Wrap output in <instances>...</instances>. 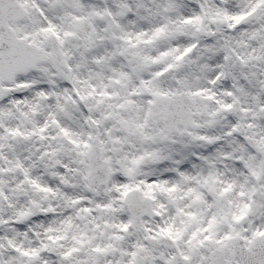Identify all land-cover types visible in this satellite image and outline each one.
I'll return each mask as SVG.
<instances>
[{
	"label": "snow or ice",
	"instance_id": "obj_1",
	"mask_svg": "<svg viewBox=\"0 0 264 264\" xmlns=\"http://www.w3.org/2000/svg\"><path fill=\"white\" fill-rule=\"evenodd\" d=\"M0 264H264V0H0Z\"/></svg>",
	"mask_w": 264,
	"mask_h": 264
}]
</instances>
